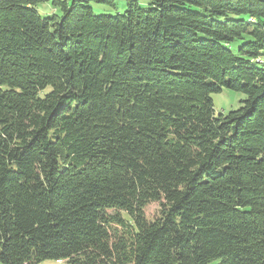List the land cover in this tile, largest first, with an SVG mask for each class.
<instances>
[{
    "label": "trees",
    "instance_id": "1",
    "mask_svg": "<svg viewBox=\"0 0 264 264\" xmlns=\"http://www.w3.org/2000/svg\"><path fill=\"white\" fill-rule=\"evenodd\" d=\"M90 1L0 0V262L264 264V0Z\"/></svg>",
    "mask_w": 264,
    "mask_h": 264
},
{
    "label": "rangeland",
    "instance_id": "2",
    "mask_svg": "<svg viewBox=\"0 0 264 264\" xmlns=\"http://www.w3.org/2000/svg\"><path fill=\"white\" fill-rule=\"evenodd\" d=\"M70 1V0H68ZM109 1V2H107ZM130 0H91L90 5L96 14L108 13L115 15L116 13L123 12L127 3ZM139 5H144L146 0H139ZM38 11L43 17H52L51 15H61L60 7L54 6L51 2H43L38 6ZM242 40H236L232 43L233 49L237 52L238 48L242 45ZM264 66V64H261ZM214 108L216 113H228L230 110L237 109L240 106V101L245 98V94L237 92L226 87L220 92L212 94ZM160 205L158 202H150L145 208L146 216L153 219L159 214ZM0 264H3L0 262ZM34 264H68L63 261L58 263L56 259H44Z\"/></svg>",
    "mask_w": 264,
    "mask_h": 264
}]
</instances>
